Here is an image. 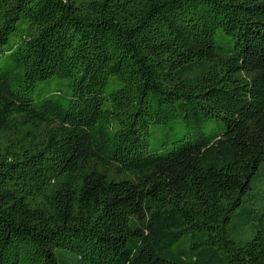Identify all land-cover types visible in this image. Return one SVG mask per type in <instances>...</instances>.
Listing matches in <instances>:
<instances>
[{
  "label": "trees",
  "instance_id": "trees-1",
  "mask_svg": "<svg viewBox=\"0 0 264 264\" xmlns=\"http://www.w3.org/2000/svg\"><path fill=\"white\" fill-rule=\"evenodd\" d=\"M3 46L0 264H264V0H0Z\"/></svg>",
  "mask_w": 264,
  "mask_h": 264
},
{
  "label": "rangeland",
  "instance_id": "rangeland-1",
  "mask_svg": "<svg viewBox=\"0 0 264 264\" xmlns=\"http://www.w3.org/2000/svg\"><path fill=\"white\" fill-rule=\"evenodd\" d=\"M216 43L225 50L234 47V42L232 39L226 36L223 31L217 32ZM8 47L9 46L0 47V52H5ZM6 64V60L3 57L0 60V67H5ZM58 92H62L63 98H67L69 96V82L66 80H54L47 84H41L37 87L34 93V99L38 100ZM151 131L152 135L149 146L150 151L168 152L172 148L171 143L174 141H179L186 138H196L199 135H204L206 137L220 135L225 131V124L221 120H211L200 126H195L192 124L188 125L179 120L168 124L153 125L151 127ZM56 254L59 264H79L76 254L70 251L56 249Z\"/></svg>",
  "mask_w": 264,
  "mask_h": 264
}]
</instances>
